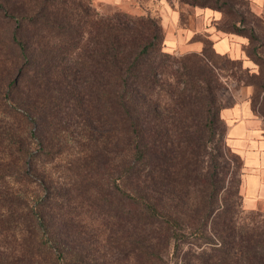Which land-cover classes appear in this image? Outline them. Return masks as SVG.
<instances>
[{
  "label": "trees",
  "instance_id": "16d2710c",
  "mask_svg": "<svg viewBox=\"0 0 264 264\" xmlns=\"http://www.w3.org/2000/svg\"><path fill=\"white\" fill-rule=\"evenodd\" d=\"M187 2L233 10L225 0ZM89 12L84 0H0V178L41 176L34 188L43 198L19 222L26 264H108L109 255L112 264H170V254L173 264H217L227 249L242 250L214 228L230 213L218 198L216 154L214 171L203 167L224 125L212 57L204 49L192 54L194 70L184 58L171 62L152 21ZM224 32L247 38L245 55L263 74L252 31ZM173 62L180 71L167 84L162 76ZM48 165L63 168L64 183L50 178ZM5 189L7 199L21 195ZM75 199L91 218L100 216L102 248L87 242L91 225L70 224L72 212L61 213ZM4 212L0 228L10 231L17 210L9 204ZM207 228L219 247L186 259L194 252L191 244L183 251L188 237L205 238ZM244 252L250 264H264L256 247Z\"/></svg>",
  "mask_w": 264,
  "mask_h": 264
},
{
  "label": "rangeland",
  "instance_id": "374dc122",
  "mask_svg": "<svg viewBox=\"0 0 264 264\" xmlns=\"http://www.w3.org/2000/svg\"><path fill=\"white\" fill-rule=\"evenodd\" d=\"M89 3V14L94 16L112 15L117 13H125L130 16L143 17L150 22L152 21L161 31V35L164 36V43H162V51L167 53L173 59L186 60L192 69H196V59L192 57V54H199L203 49L205 55L212 57L213 72L215 75V81L213 87L215 88L214 94L217 99L221 111L224 107L233 103L234 98L245 94L253 113L262 118L263 121V139H264V90L261 89V85L264 83V73L258 75L259 68L256 65H252L250 69L244 68L240 61L232 60L227 56L214 57L212 54L211 41L209 40V34L215 33L217 36L229 35L224 30L233 29V27H240L244 30H250L258 39L253 42L256 47L259 45V54L257 56L261 61L264 60V19L259 15V11L252 0H225L232 6L231 10L228 6L223 7L222 12L217 10L201 8L189 5L187 0H123L120 3L115 0H84ZM214 4V2H211ZM96 15V16H97ZM239 15V17H238ZM242 17L243 25L238 22ZM151 22V23H152ZM183 33L184 38L192 41V45L177 46L174 47L175 38ZM233 35V34H232ZM236 37L243 38L245 41V47L248 45L247 38L240 35ZM165 39L166 40L165 42ZM256 39V40H257ZM173 42V43H170ZM170 43V44H168ZM244 47V48H245ZM197 49V50H193ZM169 68L165 75L162 76L163 80H167V84L172 82L171 75H175L174 72L178 70L179 63L173 62L168 64ZM198 66V65H197ZM180 71V69L178 70ZM264 72V69H263ZM166 84V85H167ZM182 88V85L180 86ZM247 91V92H246ZM221 117V112H220ZM222 119V118H221ZM221 122V129L218 135L217 145L211 144L207 147V152L204 151V171L205 173H211L214 169L211 168L210 155L216 154L218 160L217 174L218 178L222 180V189L219 193V202L230 210L229 214H225L227 219L232 217V221L227 219H218L215 230L218 233H222L224 237L232 238L237 247L241 245L242 250L236 249L229 251V254L221 253L218 255L217 264H250L246 258V249H255L261 251V254L257 256V259H261L264 256V204L260 205L258 209L248 210L243 205V191H242V161L241 158L234 152L227 140V125L223 120ZM223 130V131H222ZM49 172L50 178L59 185L64 183L67 178L64 175L63 168L60 165H48L45 172ZM47 175V173H46ZM32 177V178H31ZM35 176H21L15 179H7L4 176L0 178V216H5V207L9 204L11 208L17 210L10 221V231L0 228V264H26L27 256L24 252V247L21 246L23 241L20 239L21 227L19 222H25L23 217L24 210L28 205L40 203L42 193L36 191L34 183H37L40 179V175ZM65 178V179H64ZM30 183L31 185H28ZM10 184L13 187V191L20 193V196L7 199L5 186ZM76 197V196H75ZM44 202V201H43ZM66 207L62 212L70 210L72 213L66 215L73 222L70 224H77L87 226L85 231L87 242H91L93 245L102 248L106 236L103 232L104 226L102 225L100 216H91L83 211V205L77 204L75 199L74 209H69L67 206L69 200L65 201ZM72 205V204H71ZM83 207V208H82ZM22 222V223H23ZM22 225V224H21ZM187 227V225H185ZM27 229V228H25ZM12 230H15L13 234ZM206 237H195L191 235L183 245V251L187 246L191 244L194 252H191L189 257L196 256V253L213 247H219L220 243L214 239L210 228L206 229ZM80 231L84 232L80 228ZM107 231V230H106ZM19 232V233H18ZM26 232V231H25ZM75 232V230H73ZM187 229V234H189ZM78 238L83 236L77 235ZM210 241L208 240V238ZM226 250V251H227ZM201 258V257H199ZM38 260V259H37ZM170 264L175 262V255H168L165 259ZM39 261V260H38ZM193 261L197 264H209V260L204 261L198 258H193ZM40 264H43L39 261ZM115 263L114 256H108V264Z\"/></svg>",
  "mask_w": 264,
  "mask_h": 264
},
{
  "label": "crops",
  "instance_id": "0c3cea01",
  "mask_svg": "<svg viewBox=\"0 0 264 264\" xmlns=\"http://www.w3.org/2000/svg\"><path fill=\"white\" fill-rule=\"evenodd\" d=\"M123 0H115L120 3ZM259 15L264 19V0H252ZM168 39H165V42ZM212 48L218 55L242 62L244 68L254 65L245 55L243 38L232 34L217 36L209 34ZM173 43V42H170ZM168 43V44H170ZM192 41L184 38L183 33L175 38L177 46H187ZM174 44V43H173ZM197 50V49H193ZM247 92V91H246ZM221 117L227 125V140L234 152L241 158L243 179V205L248 210L258 209L264 204V139L263 121L256 116L245 94L234 98L229 106L221 111Z\"/></svg>",
  "mask_w": 264,
  "mask_h": 264
}]
</instances>
